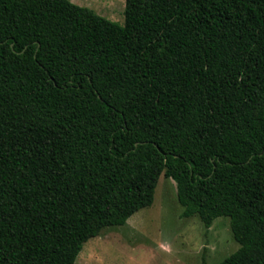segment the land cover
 Segmentation results:
<instances>
[{
	"label": "trees",
	"instance_id": "trees-1",
	"mask_svg": "<svg viewBox=\"0 0 264 264\" xmlns=\"http://www.w3.org/2000/svg\"><path fill=\"white\" fill-rule=\"evenodd\" d=\"M124 1L0 0V264H74L161 175L264 264V0Z\"/></svg>",
	"mask_w": 264,
	"mask_h": 264
},
{
	"label": "rangeland",
	"instance_id": "rangeland-1",
	"mask_svg": "<svg viewBox=\"0 0 264 264\" xmlns=\"http://www.w3.org/2000/svg\"><path fill=\"white\" fill-rule=\"evenodd\" d=\"M70 1L124 24V0ZM182 211L175 182L161 175L152 205L88 240L74 264H219L239 249L228 217L206 228L197 217L182 218Z\"/></svg>",
	"mask_w": 264,
	"mask_h": 264
}]
</instances>
